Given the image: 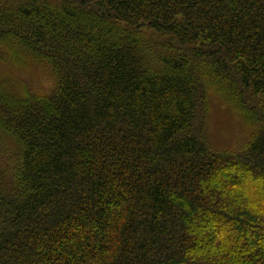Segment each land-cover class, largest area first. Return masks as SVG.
Wrapping results in <instances>:
<instances>
[{
    "label": "trees",
    "instance_id": "16d2710c",
    "mask_svg": "<svg viewBox=\"0 0 264 264\" xmlns=\"http://www.w3.org/2000/svg\"><path fill=\"white\" fill-rule=\"evenodd\" d=\"M0 65V264H264V0H0Z\"/></svg>",
    "mask_w": 264,
    "mask_h": 264
},
{
    "label": "rangeland",
    "instance_id": "374dc122",
    "mask_svg": "<svg viewBox=\"0 0 264 264\" xmlns=\"http://www.w3.org/2000/svg\"><path fill=\"white\" fill-rule=\"evenodd\" d=\"M19 80L34 91L41 92L47 83L46 76L39 69L31 67L26 74H20L0 65V82L11 88L13 94L19 90ZM247 130L241 120L218 100H213L205 122V139L211 148L227 149L246 138Z\"/></svg>",
    "mask_w": 264,
    "mask_h": 264
}]
</instances>
